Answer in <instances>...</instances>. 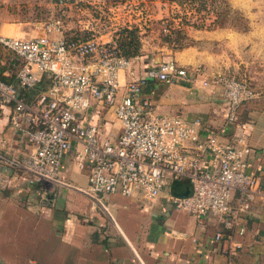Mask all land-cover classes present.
I'll return each instance as SVG.
<instances>
[{"label":"built area","instance_id":"1","mask_svg":"<svg viewBox=\"0 0 264 264\" xmlns=\"http://www.w3.org/2000/svg\"><path fill=\"white\" fill-rule=\"evenodd\" d=\"M0 43L11 51L16 80L0 79V110L9 109L8 123L25 132L32 146L20 160L30 184L55 182L64 155L73 151L76 161L89 166L88 193L120 192L146 199L168 188L178 210L197 218L217 216L227 232L217 230L213 239L227 242L229 257L236 253L241 242L232 239L231 231L243 234L239 214L259 186L257 175L248 169L252 149L245 137L230 138L223 132L236 121L239 106L257 95L246 79L225 73L212 76V82L222 86L227 110L224 123L210 127L199 116L157 112L152 100L143 96L148 78L168 85L188 78L190 68L174 61H162L139 75L135 56L122 55L112 42L81 32L69 34L58 17L47 20L36 35L0 34ZM39 82L43 89L26 95ZM94 103L113 109L120 122L116 136H104L100 124L84 119ZM178 180L190 187L184 197L171 192ZM234 190L236 205L231 204Z\"/></svg>","mask_w":264,"mask_h":264},{"label":"crops","instance_id":"2","mask_svg":"<svg viewBox=\"0 0 264 264\" xmlns=\"http://www.w3.org/2000/svg\"><path fill=\"white\" fill-rule=\"evenodd\" d=\"M4 31L0 26V34H7ZM194 37L220 40L222 47L145 48L135 56V69L145 75L162 61L190 68L187 79L169 85L148 78L143 96L152 100L157 112L199 116L210 127L221 126L227 110L222 86L212 82L214 74L244 78L257 91L239 106L236 121L223 132L230 138L245 137L252 149L248 169L257 175L259 186V193L239 214L243 234L231 231L232 239L241 242L236 253L229 257L227 242L213 239L217 230L227 232L217 216L197 218L178 210L168 188L146 199L120 192L88 193L89 166L76 161L73 151L64 155L57 180L47 183L51 188L30 184L20 160L32 146L25 132L10 126L9 109L4 108L0 110V264H264V20L251 19L245 31L217 27ZM195 67L201 73L196 74ZM125 79L121 72L122 84ZM124 89L121 85L120 93ZM84 119L100 124L104 136L114 137L120 130L108 106L94 103ZM237 194L234 190L232 205L237 204Z\"/></svg>","mask_w":264,"mask_h":264},{"label":"rangeland","instance_id":"3","mask_svg":"<svg viewBox=\"0 0 264 264\" xmlns=\"http://www.w3.org/2000/svg\"><path fill=\"white\" fill-rule=\"evenodd\" d=\"M56 17L69 34L81 32L115 45L131 36L126 27L135 29L140 52L188 44L216 51L220 40L194 35L217 27L248 30L251 19L264 20V0H0V26L7 34L36 35ZM217 17L219 25L209 28ZM170 34L177 39L175 49Z\"/></svg>","mask_w":264,"mask_h":264},{"label":"trees","instance_id":"4","mask_svg":"<svg viewBox=\"0 0 264 264\" xmlns=\"http://www.w3.org/2000/svg\"><path fill=\"white\" fill-rule=\"evenodd\" d=\"M192 1H194V0H192ZM226 8H227V6H226ZM218 22H219V18L217 17L214 20V23L209 26V28H214V27L218 26L220 23V22L219 23ZM125 29L128 32H130L131 36L129 37V39L119 40L118 45H116V47L119 49V52L122 55H125L128 57L136 56V55L140 54V49H139L140 48V41L136 37L135 29H129L127 27ZM170 35L172 36V34H170ZM170 40L172 41V48L175 49L177 47L175 44V40L177 41V39L174 36H172V37H170ZM10 56H11V51L9 49L5 48L0 43V79H3L5 81H11V82L15 83L16 82L15 73L12 70V67L10 64L11 63ZM5 70H9V73L5 74L4 73ZM41 89H43V83L39 82L38 84L35 85V87L33 89L26 92V95L30 96L31 93L38 92ZM189 191H190V187H189ZM189 191H188V193H189Z\"/></svg>","mask_w":264,"mask_h":264},{"label":"water","instance_id":"5","mask_svg":"<svg viewBox=\"0 0 264 264\" xmlns=\"http://www.w3.org/2000/svg\"><path fill=\"white\" fill-rule=\"evenodd\" d=\"M189 185L186 180L174 181L171 186V192L179 197H184L188 194Z\"/></svg>","mask_w":264,"mask_h":264}]
</instances>
